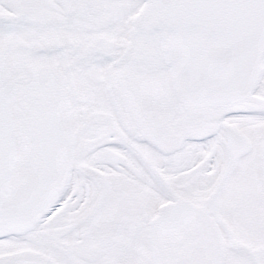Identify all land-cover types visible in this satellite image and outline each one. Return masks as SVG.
Returning a JSON list of instances; mask_svg holds the SVG:
<instances>
[{"label":"snow or ice","instance_id":"snow-or-ice-1","mask_svg":"<svg viewBox=\"0 0 264 264\" xmlns=\"http://www.w3.org/2000/svg\"><path fill=\"white\" fill-rule=\"evenodd\" d=\"M0 264H264V0H0Z\"/></svg>","mask_w":264,"mask_h":264}]
</instances>
